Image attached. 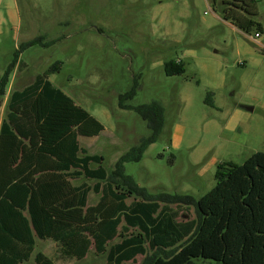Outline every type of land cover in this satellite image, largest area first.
Segmentation results:
<instances>
[{"label": "rangeland", "instance_id": "rangeland-1", "mask_svg": "<svg viewBox=\"0 0 264 264\" xmlns=\"http://www.w3.org/2000/svg\"><path fill=\"white\" fill-rule=\"evenodd\" d=\"M16 5L19 15L12 19ZM225 7L223 0H0V81L20 53L9 76L14 86L0 95L1 123L8 119L11 92L48 75L103 125L98 136L80 138L79 156L109 175L152 133L137 112L119 105L120 96L135 88L125 105L159 101L165 124L142 159L125 164V174L151 194L198 200L215 186L220 165H241L264 152V0H257L248 30L225 20ZM21 59L28 66L18 65ZM172 60L184 63V74H166L164 64ZM108 180L82 174L71 182L90 188L89 210L107 194ZM120 191L130 208L115 221L116 238L105 252L92 248L70 264H142L155 251L153 224L170 217L181 233L198 224L193 205L149 207Z\"/></svg>", "mask_w": 264, "mask_h": 264}, {"label": "trees", "instance_id": "trees-1", "mask_svg": "<svg viewBox=\"0 0 264 264\" xmlns=\"http://www.w3.org/2000/svg\"><path fill=\"white\" fill-rule=\"evenodd\" d=\"M223 3L225 20L240 29H250L257 0ZM19 54L0 81V95H4ZM164 69L168 76L186 71L183 62L173 60L166 62ZM29 91L13 94L11 126L3 124L0 134V264L29 260L35 249L34 234L60 242L69 256L83 259L91 245L90 237L103 245L116 236L115 221L125 211L122 189L127 190V196L148 202L149 207L162 202L196 208L198 224L193 232L181 233L170 217L151 226L149 236L155 251L142 264H264V152L252 154L241 165H220L215 186L198 200L189 195L151 194L125 174L124 166L139 162L149 145L158 140L165 124L161 102L125 105L134 97L135 88L120 96V107L137 112L152 133L122 155L108 175L102 168L90 169V158L78 156V136L96 137L104 130L103 125L55 88L48 75H39ZM82 174L100 181L109 179L114 196L105 195L85 212L89 188L77 198L69 195L72 190L68 184L70 177ZM39 183H48L52 195L65 191L61 184H66L68 194L56 196L49 205L38 199ZM145 216L150 219V213ZM34 260L36 264H53L42 253Z\"/></svg>", "mask_w": 264, "mask_h": 264}, {"label": "crops", "instance_id": "crops-1", "mask_svg": "<svg viewBox=\"0 0 264 264\" xmlns=\"http://www.w3.org/2000/svg\"><path fill=\"white\" fill-rule=\"evenodd\" d=\"M215 4H217V2L215 3ZM19 15V8H18V6L16 5L15 6V9L11 12V16H12V19H14V18H16V16H18ZM20 63H22L24 66H28L25 62H23L22 61V59L19 61V63H18V65H20ZM18 68H19V66H18ZM14 77H15V73H14ZM36 80H37V77L34 79V81L32 82V84H29V85H26L25 87H23V88H19V87H17V88H15L12 92H11V94H10V96H9V98L11 99L12 98V96H13V94L14 93H24V92H28V93H30V88H32L33 86H34V84H35V82H36ZM14 79H12V82L10 83V80H9V82H8V84H7V87L9 86V85H11L12 87L14 86ZM7 87H6V89H5V92H4V95L3 96H8V91H7ZM9 115H10V112H9ZM8 115V119L6 120V121H3L2 123H1V120H0V134H1V129H2V125L3 124H7V125H9V126H11L10 125V116ZM80 138H81V136H78V138H77V141H78V144H79V141H80ZM78 156H79V153H78ZM63 169H61V168H59V171H61V172H63L62 171ZM72 171V170H71ZM66 172H68V171H66ZM79 178V177H78ZM78 178H73V177H70L69 179H68V184H69V187H70V189L72 190L71 192H70V196H76L77 198H78V196H80V195H82L83 194V192H84V190L85 189H87L88 187H86L84 184H81V185H77V186H74L73 184H72V182H71V180L73 179V180H76V179H78ZM105 186H106V188L108 189V192H107V194H103L102 193V198L105 196V195H107V196H109V197H113L114 196V190H113V188H112V190H111V188H110V185L108 184V183H106L105 184ZM40 190L38 191V199H40V200H44V202H46L47 204H51V202L53 201V199H55V197L56 196H59L60 198H62V197H64V195H66V193L68 194V191H66V184H61V187H62V189H65V191H62L61 189V191L59 192V193H57V194H54V195H52L51 194V192L49 191V189H50V185H48V183H39L38 184V186H37ZM97 187L99 188V186H96L95 187V190H97ZM101 187V189L103 188L102 186H100ZM100 189V190H101ZM89 192H90V188H89V191H88V193H87V204H88V194H89ZM97 193H98V191H96ZM52 196H53V198H52ZM66 197V196H65ZM101 198V199H102ZM101 201V200H100ZM99 201V202H100ZM98 202V203H99ZM98 203L95 205V206H97L98 205ZM95 206H93V207H95ZM93 207H91L90 209H92ZM87 205L84 207V211L86 212L87 211ZM128 208H130L127 204H126V201H125V213H126V210L128 209ZM89 209V210H90ZM25 215H27V212H25ZM34 237H35V249H34V251H33V253H32V255H31V257H30V259L29 260H27V261H25V262H21V263H19V264H31V262H32V264H36V262H35V256H36V254H38V253H42L44 256H46L47 258H49L52 262H53V264H70L71 262H73V261H82V260H84L86 257H87V255L90 253V251H91V249L92 248H94L95 250H96V252H101V253H103V252H105L106 251V248H107V246L109 245V243L113 240V239H115L116 238V236L113 238V239H108L107 241H105V243L102 245L101 243L102 242H99L98 244H97V242L95 241V239L93 238V237H90V240H91V245H90V247H89V251H88V253H87V255L83 258V259H80V260H78V259H76L75 257H71V256H69L68 254H67V252L65 251V249L63 248V246L61 245V243L60 242H58V241H55V240H53V239H49V238H46V239H40V238H38L35 234H34ZM51 246H54V253L53 254H51L50 253V250H49V247H51ZM99 247H103L104 249L103 250H99ZM39 248H43V249H39Z\"/></svg>", "mask_w": 264, "mask_h": 264}, {"label": "built area", "instance_id": "built-area-1", "mask_svg": "<svg viewBox=\"0 0 264 264\" xmlns=\"http://www.w3.org/2000/svg\"><path fill=\"white\" fill-rule=\"evenodd\" d=\"M255 37H256V38H259V37H260V34H259V33H256V34H255Z\"/></svg>", "mask_w": 264, "mask_h": 264}, {"label": "water", "instance_id": "water-1", "mask_svg": "<svg viewBox=\"0 0 264 264\" xmlns=\"http://www.w3.org/2000/svg\"><path fill=\"white\" fill-rule=\"evenodd\" d=\"M247 109H248V110H253V108H252V107H247Z\"/></svg>", "mask_w": 264, "mask_h": 264}]
</instances>
